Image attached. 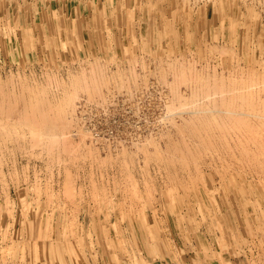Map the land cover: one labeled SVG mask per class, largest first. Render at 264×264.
<instances>
[{"label": "rangeland", "instance_id": "obj_1", "mask_svg": "<svg viewBox=\"0 0 264 264\" xmlns=\"http://www.w3.org/2000/svg\"><path fill=\"white\" fill-rule=\"evenodd\" d=\"M0 264H264V0H0Z\"/></svg>", "mask_w": 264, "mask_h": 264}]
</instances>
